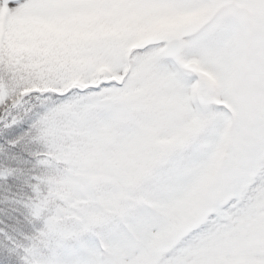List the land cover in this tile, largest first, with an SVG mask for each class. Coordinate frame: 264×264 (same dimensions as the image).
<instances>
[{
    "label": "snow or ice",
    "instance_id": "snow-or-ice-1",
    "mask_svg": "<svg viewBox=\"0 0 264 264\" xmlns=\"http://www.w3.org/2000/svg\"><path fill=\"white\" fill-rule=\"evenodd\" d=\"M0 264H264V0H0Z\"/></svg>",
    "mask_w": 264,
    "mask_h": 264
}]
</instances>
